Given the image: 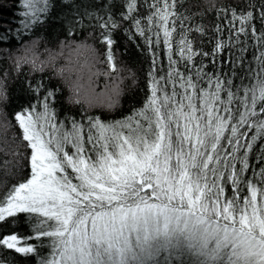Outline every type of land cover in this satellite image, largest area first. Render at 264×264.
Returning a JSON list of instances; mask_svg holds the SVG:
<instances>
[{"label": "snow or ice", "instance_id": "1", "mask_svg": "<svg viewBox=\"0 0 264 264\" xmlns=\"http://www.w3.org/2000/svg\"><path fill=\"white\" fill-rule=\"evenodd\" d=\"M0 264H264V0H0Z\"/></svg>", "mask_w": 264, "mask_h": 264}, {"label": "trees", "instance_id": "2", "mask_svg": "<svg viewBox=\"0 0 264 264\" xmlns=\"http://www.w3.org/2000/svg\"><path fill=\"white\" fill-rule=\"evenodd\" d=\"M145 67H146V66H145ZM13 87H15V86L13 85ZM141 87H143V83L141 84ZM65 94H66V90H65ZM123 102H124V104H125V108H127L126 98H125V100H124Z\"/></svg>", "mask_w": 264, "mask_h": 264}]
</instances>
